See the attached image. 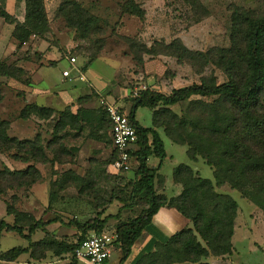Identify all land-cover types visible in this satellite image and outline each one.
I'll use <instances>...</instances> for the list:
<instances>
[{"label":"trees","instance_id":"1","mask_svg":"<svg viewBox=\"0 0 264 264\" xmlns=\"http://www.w3.org/2000/svg\"><path fill=\"white\" fill-rule=\"evenodd\" d=\"M1 1L0 18L14 25L12 37L19 47L33 36L49 30L45 0H21L25 8L23 21H18L15 14L7 11V0ZM123 12L141 20L146 15L136 0H128ZM58 15L66 20L69 28L82 35L90 33L100 22L75 0L63 2ZM231 22L229 47L213 48L204 53L189 49L181 39L164 43L178 61L200 64L203 68L210 64L219 68L227 77L226 82L218 83L215 76L203 77L199 84L175 89L169 95L148 88L141 91L138 97L129 99L132 106L128 118L136 126L138 135V150L134 153L136 160L131 168V171L135 169L136 179L131 186L130 197L132 201H137L136 206L138 203L144 206L135 217L118 222L114 229L118 234L115 248L123 254L120 264L130 257L136 241L163 208L176 210L192 223V228L177 231L166 243L157 241L155 251L141 255L136 264H209L204 260L211 256L233 255L232 240L239 204L230 194L218 191L223 185L238 191L242 198L264 211V15L234 5ZM24 75L23 68L12 66L7 61L0 62V78L20 80ZM208 98H211L210 102L206 101ZM185 102H189V109L198 114L188 118L174 110ZM140 107L152 111L151 128H144L136 121L135 114ZM86 113L96 115V135L87 138L105 142L108 135L106 137L99 132L104 127L111 131L112 127L106 108L102 111L101 107L91 110L80 107L73 113L70 106L57 111L27 104L20 114L23 120L37 116L53 121V139L47 143L40 134L32 140L10 137V123L0 120V153H10L13 159L29 164L21 170H11L7 166L0 170V196L12 190H28L40 182L43 175L36 167L37 163L72 164L73 153L61 144L62 133L75 131L81 135L86 131V124L90 123L86 121ZM158 129L173 143L186 146L192 162L203 159L213 170L214 181L203 178L190 165L180 164L173 169V179L182 186L181 194L171 198L158 194L156 184L164 182L159 171L168 156ZM110 141L112 146L111 138ZM54 146L58 149H53ZM50 150L53 158L48 155ZM151 157L158 160L156 167L149 164ZM115 159L116 153L112 149L108 165ZM89 176L90 171L81 176L73 169H67L58 182L65 184L70 180L82 184L79 189L84 192L94 186ZM17 202L16 194L11 201H5L6 215L14 222L0 220V238L4 233H14L26 240L28 245L0 253V261L3 262H14L20 256L29 254L37 262H43L48 257H71L72 261L67 264H78L80 261L75 258V250L80 243L92 232L107 231L109 217L103 221L95 218L83 225L78 222L66 225L60 216L47 221L38 220L32 214L19 210ZM54 223L75 227L82 232L81 237L77 242L60 239L46 231L47 226ZM39 232L45 235L35 241L33 237Z\"/></svg>","mask_w":264,"mask_h":264},{"label":"rangeland","instance_id":"2","mask_svg":"<svg viewBox=\"0 0 264 264\" xmlns=\"http://www.w3.org/2000/svg\"><path fill=\"white\" fill-rule=\"evenodd\" d=\"M65 1L70 0H45L49 30L33 36L21 47L12 37L14 25L0 18V62L7 61L25 70L20 80L0 78V120L10 123V137L32 140L40 134L44 143L52 140L53 121L37 116L23 120L20 114L27 104L65 109L60 104L61 97H66L68 92H75L74 106L80 102L79 105H96V108L101 107L104 111L102 102L116 103L125 111L131 104L129 99L135 97L136 92L139 95L148 88L169 95L175 89L199 84L203 77L215 76L218 83L226 82L227 77L219 68L211 64L203 68L200 64L178 61L164 43L181 39L189 49L204 53L213 48L229 47L234 5L264 15V0H136L146 12L143 20L123 12L128 0H75L100 21L94 30L82 35L69 28L66 20L58 15L60 5ZM1 3L0 0V6ZM7 3L18 21H23L24 2L7 0ZM72 57L77 59L74 67L69 62ZM66 68L71 70L69 77L63 76ZM59 72L65 78L63 81L57 78ZM206 101L210 102L211 98ZM189 106V102H185L174 110L182 117L192 118L198 112L190 110ZM86 117V121H90L86 124V131L81 135L75 131L62 133L61 144L72 151V164L80 166L83 175L90 171L93 189L80 192L79 188L83 185L70 180L59 184L68 164L37 163L35 165L43 179L28 190H12L0 196V220L11 224L14 222L12 217L6 215L5 201H11L15 194L18 196L16 207L19 210L42 221L60 216L66 225L74 222L83 225L95 218L103 221L109 217L106 229L113 231L118 222L139 213L144 205L138 203L136 206L137 201H132L130 197L131 186L136 179L135 169L116 174L109 167L111 141L106 127L99 132L100 135H108L105 142H101V148L85 145L88 136L96 135V115L86 113ZM136 119L143 126H153L149 108L140 107ZM162 139L167 151L174 155L165 162L162 169L164 175L172 177L176 165L187 164L199 170L203 178L214 181L213 170L203 159L192 162L186 146L172 143L165 134H162ZM53 149L58 147L54 146ZM48 155L53 158L51 150ZM150 159L151 162L157 160L153 157ZM28 165L13 159L10 153H0V170L5 166L11 170H21ZM219 191L230 194L238 202L241 212L238 237L235 239L237 251L233 260L238 264H264V211L228 185L222 186ZM66 225L54 223L47 226L46 231L60 239L77 242L82 232ZM44 235V232H39L33 239L40 240ZM27 245L28 242L18 234L4 233L0 238V251ZM119 254L123 256L122 252ZM117 258L119 255L114 256V261ZM61 260L71 262L72 258ZM56 261L50 264L66 263Z\"/></svg>","mask_w":264,"mask_h":264},{"label":"crops","instance_id":"3","mask_svg":"<svg viewBox=\"0 0 264 264\" xmlns=\"http://www.w3.org/2000/svg\"><path fill=\"white\" fill-rule=\"evenodd\" d=\"M6 9L9 13H11L9 3H6ZM11 14H14V13H11ZM69 62H70V60H69ZM71 66H73V65H71ZM67 69H69V68H66V70ZM57 78H58V80H61V81H63L65 79L62 76L61 72H59V75L57 76ZM72 92H70V93L68 92V95L64 98L61 97L62 102L61 103L59 102V103L62 104L63 107L70 106L73 113H76L78 108H80V107L86 108V109L87 108L98 109V107L97 108L95 107L96 105H94L93 107H89L88 105H85V104L79 105L76 103L74 106L73 105L74 104L73 95H75V92H74V94ZM102 104H103V102H102ZM114 104H116V103H114ZM131 106H132V104H130L126 107V109L124 111L126 114H128L130 112ZM49 107L53 108V109H57V108H54L51 106H49ZM57 110L62 111L64 109L60 108ZM137 112H138V110H137ZM137 112L135 115H137ZM136 121L139 123L140 126H142L144 128H151L148 126L141 125V123L137 119H136ZM158 131L162 137V134H164V132L161 129H158ZM108 134H109V138H111L110 130L108 131ZM85 141H86V143H85L86 146H90V147L96 146V148L97 147L101 148L100 144H102L101 143L102 141H98V140H95L93 138H86ZM164 144H165V141H164ZM165 149H166V147H165ZM166 152H167L168 156H167L166 160L164 161L161 170L159 171V174L162 177H164V182L162 184L157 183L156 189H157L158 194H160V195H164L168 198L177 197L182 192V186L180 184H177L174 182L173 175H172V177H170V176H166L162 173V169L164 168L165 162L167 160H170V158L174 157V155H170V153L167 151V149H166ZM111 153H112V146H111ZM150 160L151 159H149L150 165H153L155 167L158 165V160H156V162H151ZM76 165L77 164H68V166H69L68 169H73L77 174L83 176V174L80 172V166H78V165L76 166ZM177 166L178 165H176L175 167H177ZM109 167H110V165H109ZM196 171H199V170H196ZM218 191H219V189H218ZM221 193H223V192H221ZM240 216H241V212L239 209L238 210V216H237L236 222H235V232H234V236H233V240H232L233 246H234L233 255H225V256H220V257L211 256L208 259L204 260L205 262H207L209 264H238V262L233 260V257L237 251L236 245H235V239L238 237V223L240 220ZM185 227H188V228L191 227L192 228V223L189 222L187 219H185L183 216H181L176 210L163 208L154 217L153 223L143 232L142 236L136 241V243L134 244V246L132 248V253H131L130 257L124 262V264H133L141 255L155 251V243L157 241L162 242V243H166L168 241V239L170 238V236H172L174 233H176L177 231H179ZM2 252H4V251H0V253H2ZM119 252H121L120 249H115L113 258H114V256L119 255V258H117V260L114 261V259H113V263H115V264H120L121 259L123 257L119 254ZM56 259H57V261H56ZM54 261H56V262L64 261V262H66L65 264H67V262H68V260H61L59 258H54V257H48L43 262H37V261L32 260L29 256V254H24V255L20 256L18 258V260L14 261V262L0 261V264H50ZM80 263L86 264L85 262H79L78 264H80ZM185 264H190V263H185Z\"/></svg>","mask_w":264,"mask_h":264},{"label":"built area","instance_id":"4","mask_svg":"<svg viewBox=\"0 0 264 264\" xmlns=\"http://www.w3.org/2000/svg\"><path fill=\"white\" fill-rule=\"evenodd\" d=\"M76 57L70 59V64L75 65ZM71 70L63 72L64 77H69ZM138 97V93L134 94ZM107 114L111 122L112 149L116 153L115 161L110 168L116 174L129 173L135 163L134 153L138 150L137 128L128 118V114L121 112L114 103H105ZM118 239L116 230L102 233L92 232L75 250V258L87 264H115L113 255L115 242Z\"/></svg>","mask_w":264,"mask_h":264}]
</instances>
